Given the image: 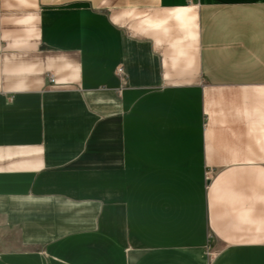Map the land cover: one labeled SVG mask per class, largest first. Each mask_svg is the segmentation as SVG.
Instances as JSON below:
<instances>
[{"label":"crops","instance_id":"crops-1","mask_svg":"<svg viewBox=\"0 0 264 264\" xmlns=\"http://www.w3.org/2000/svg\"><path fill=\"white\" fill-rule=\"evenodd\" d=\"M0 264H264V0H0Z\"/></svg>","mask_w":264,"mask_h":264},{"label":"built area","instance_id":"built-area-1","mask_svg":"<svg viewBox=\"0 0 264 264\" xmlns=\"http://www.w3.org/2000/svg\"><path fill=\"white\" fill-rule=\"evenodd\" d=\"M115 74L118 76V77H122L123 76V69L122 68H119L117 69V71L115 72ZM50 81L52 83H55V78L53 75L50 76Z\"/></svg>","mask_w":264,"mask_h":264}]
</instances>
